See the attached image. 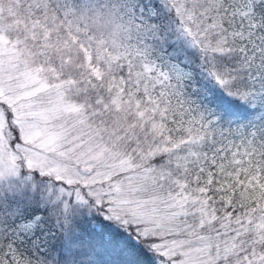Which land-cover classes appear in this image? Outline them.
Segmentation results:
<instances>
[{
    "label": "snow or ice",
    "instance_id": "obj_1",
    "mask_svg": "<svg viewBox=\"0 0 264 264\" xmlns=\"http://www.w3.org/2000/svg\"><path fill=\"white\" fill-rule=\"evenodd\" d=\"M0 264H264V0H0Z\"/></svg>",
    "mask_w": 264,
    "mask_h": 264
}]
</instances>
